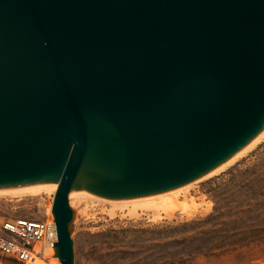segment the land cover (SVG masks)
I'll use <instances>...</instances> for the list:
<instances>
[{
	"label": "water",
	"instance_id": "water-1",
	"mask_svg": "<svg viewBox=\"0 0 264 264\" xmlns=\"http://www.w3.org/2000/svg\"><path fill=\"white\" fill-rule=\"evenodd\" d=\"M264 133V0H0V189L169 191Z\"/></svg>",
	"mask_w": 264,
	"mask_h": 264
},
{
	"label": "rangeland",
	"instance_id": "rangeland-1",
	"mask_svg": "<svg viewBox=\"0 0 264 264\" xmlns=\"http://www.w3.org/2000/svg\"><path fill=\"white\" fill-rule=\"evenodd\" d=\"M194 181L174 192L183 206L171 214L132 215L113 202L129 198L70 199L75 264H264V139L224 170ZM55 193L0 195V223L45 219ZM0 264L23 263L0 254Z\"/></svg>",
	"mask_w": 264,
	"mask_h": 264
},
{
	"label": "built area",
	"instance_id": "built-area-1",
	"mask_svg": "<svg viewBox=\"0 0 264 264\" xmlns=\"http://www.w3.org/2000/svg\"><path fill=\"white\" fill-rule=\"evenodd\" d=\"M54 195L43 220L6 219L0 223V254L23 264H62L52 241Z\"/></svg>",
	"mask_w": 264,
	"mask_h": 264
},
{
	"label": "bare ground",
	"instance_id": "bare-ground-1",
	"mask_svg": "<svg viewBox=\"0 0 264 264\" xmlns=\"http://www.w3.org/2000/svg\"><path fill=\"white\" fill-rule=\"evenodd\" d=\"M264 139V133L257 137L255 140L247 144L245 147L240 149L238 152H236L234 155H232L230 158L216 166L214 169L206 173L205 175L197 178L202 179L204 177H207L209 175L218 173L225 168H227L229 165H231L234 161H236L240 156L245 154L247 151H249L251 148L256 146L261 140ZM195 180V181H196ZM194 181V182H195ZM193 181L183 185L180 188H177L175 190H170L167 192H161L157 194H152L148 196H142V197H135V198H129L127 200H114L113 202L119 203L121 205V208H126L130 212V214L133 215V213H137L139 209H148L152 210L158 215L160 214L159 211H164L167 214H171L174 212L176 208L182 207L183 205H178L176 203V195H174V192H181L185 191L190 185H192ZM58 181H52V182H44V183H37V184H31V185H25L21 187H16V188H8V189H0V195H10L13 197L17 198H24L27 196H34V195H39L44 191H52L56 192L58 188ZM80 198V197H85V198H97V196L87 190H75L73 189L70 192L69 199L72 198ZM130 203V204H129ZM125 206V207H124ZM189 206V205H188ZM190 207V206H189ZM186 208V206H184ZM128 212V213H129ZM155 216V214H154ZM157 216V215H156Z\"/></svg>",
	"mask_w": 264,
	"mask_h": 264
}]
</instances>
